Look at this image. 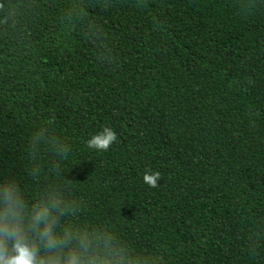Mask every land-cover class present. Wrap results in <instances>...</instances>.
<instances>
[{
  "label": "trees",
  "instance_id": "1",
  "mask_svg": "<svg viewBox=\"0 0 264 264\" xmlns=\"http://www.w3.org/2000/svg\"><path fill=\"white\" fill-rule=\"evenodd\" d=\"M0 4V179H70L75 219L142 264H264V0ZM41 128L70 146L60 177L29 155Z\"/></svg>",
  "mask_w": 264,
  "mask_h": 264
},
{
  "label": "clouds",
  "instance_id": "2",
  "mask_svg": "<svg viewBox=\"0 0 264 264\" xmlns=\"http://www.w3.org/2000/svg\"><path fill=\"white\" fill-rule=\"evenodd\" d=\"M116 142L117 133L105 126L87 140V146L106 152ZM45 144L56 158L49 171L60 177V161L67 159L70 146L41 128L30 139L29 155L35 159ZM40 173L39 166L29 171L34 179ZM160 178L158 171L143 176L152 188L159 186ZM71 186L72 181L64 179L29 196L14 174L0 179V264H142L109 227L75 219L81 202L68 195Z\"/></svg>",
  "mask_w": 264,
  "mask_h": 264
}]
</instances>
